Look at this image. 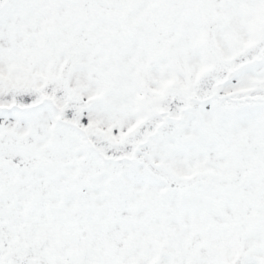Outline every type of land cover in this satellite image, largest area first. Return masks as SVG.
Segmentation results:
<instances>
[{
	"label": "snow or ice",
	"instance_id": "snow-or-ice-1",
	"mask_svg": "<svg viewBox=\"0 0 264 264\" xmlns=\"http://www.w3.org/2000/svg\"><path fill=\"white\" fill-rule=\"evenodd\" d=\"M0 264H264V0H0Z\"/></svg>",
	"mask_w": 264,
	"mask_h": 264
}]
</instances>
